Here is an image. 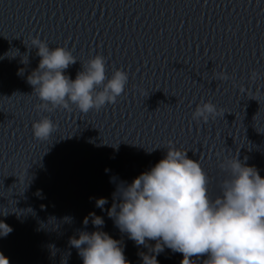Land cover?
I'll use <instances>...</instances> for the list:
<instances>
[{
  "label": "water",
  "instance_id": "1",
  "mask_svg": "<svg viewBox=\"0 0 264 264\" xmlns=\"http://www.w3.org/2000/svg\"><path fill=\"white\" fill-rule=\"evenodd\" d=\"M37 36L72 51L70 79L97 54L107 77L126 71L117 103L86 114L75 105L39 110L27 82L40 59L30 43ZM254 70L261 78L253 82ZM217 72L230 79L216 80ZM209 101L221 115L193 120ZM43 117L57 126L45 141L32 130ZM169 142L199 160L213 196L226 157L238 154L264 178V0H0V221L12 228L0 236V253L9 264H82L69 240L97 230L90 213L129 264H141L148 249L121 233L107 209L117 185L149 171ZM99 197L108 201L103 211ZM156 259L180 264L182 254L165 247Z\"/></svg>",
  "mask_w": 264,
  "mask_h": 264
},
{
  "label": "clouds",
  "instance_id": "2",
  "mask_svg": "<svg viewBox=\"0 0 264 264\" xmlns=\"http://www.w3.org/2000/svg\"><path fill=\"white\" fill-rule=\"evenodd\" d=\"M30 43L40 59L27 82L41 101L39 110H71L70 106L75 105L86 114L117 103L124 93L128 73L114 69L107 77L104 56L97 54L80 63L81 70L73 80L65 74L70 65L77 63L71 50L50 48L38 36ZM27 62L28 59L22 63ZM215 78L230 79L223 72H217ZM258 78L261 74L254 70L250 79L254 82ZM218 115L221 113L209 101L196 106L192 119L207 123ZM56 127L50 118L43 117L33 122V136L48 140ZM166 149L165 156L149 171L130 184L117 185L113 203L107 209L121 233L148 249V253H139L141 264H158L156 256L165 247L182 254L180 264H195L193 257L201 256L207 257L204 264H264V178L258 170L238 159V154L226 157L220 168L227 177L219 194L213 196L209 177L199 160L188 158L187 151L175 148L171 142ZM107 203V198H95V206L102 211ZM89 215L97 230L80 231L69 240L82 264H129L120 241L99 230L104 225L103 218L95 213ZM88 222V217L82 221L85 226ZM11 232L12 228L0 221V236ZM149 240L156 243L149 246ZM0 264H9L2 253Z\"/></svg>",
  "mask_w": 264,
  "mask_h": 264
}]
</instances>
